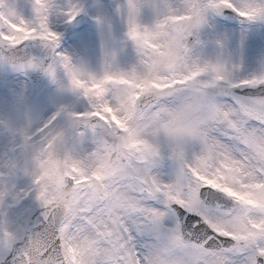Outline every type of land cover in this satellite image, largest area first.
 <instances>
[{"label":"snow or ice","instance_id":"obj_1","mask_svg":"<svg viewBox=\"0 0 264 264\" xmlns=\"http://www.w3.org/2000/svg\"><path fill=\"white\" fill-rule=\"evenodd\" d=\"M53 9L0 0V60L85 103L0 123V264H264V61L195 51L210 14L264 22V0H125L137 63L106 52L100 74L59 50Z\"/></svg>","mask_w":264,"mask_h":264},{"label":"rangeland","instance_id":"obj_2","mask_svg":"<svg viewBox=\"0 0 264 264\" xmlns=\"http://www.w3.org/2000/svg\"><path fill=\"white\" fill-rule=\"evenodd\" d=\"M14 11L25 19L32 15V0H5ZM125 0H51L54 6L49 17L50 27L63 32L67 37L60 42L59 50L70 55L73 61L87 71L100 74L104 70L105 53L116 52L117 67L131 69L137 61L126 60L124 54L135 50V46L126 39V22L121 20L117 6ZM241 2V0H238ZM256 2V0H242ZM70 7H78L85 14L86 21L75 27L67 19ZM147 22L148 14L144 16ZM96 20L97 22H93ZM220 14H210L199 33V45L195 51L204 58L216 59L222 56L237 63H242L247 71H255L264 61V22L252 23L235 21ZM105 30L110 38L109 44H99L93 36L96 29ZM107 34V36H108ZM243 37V39H242ZM221 45L223 47H221ZM100 53V54H99ZM137 56V53L135 54ZM67 82L62 73L57 74L53 82L45 73L37 84H32L18 73L5 72L0 66V123L6 120L18 122L25 114L33 123L46 121L62 106H72L83 111L85 103L66 88ZM9 138L0 129V155L9 149Z\"/></svg>","mask_w":264,"mask_h":264},{"label":"bare ground","instance_id":"obj_3","mask_svg":"<svg viewBox=\"0 0 264 264\" xmlns=\"http://www.w3.org/2000/svg\"><path fill=\"white\" fill-rule=\"evenodd\" d=\"M107 32L105 30H102V29H96L94 32H93V36L96 40H98V43L99 44H109L112 40V38H110L109 34L107 36ZM61 37V36H60ZM68 40V39H67ZM68 42V41H67ZM126 47H133L134 44L131 43V44H125ZM100 54V53H99ZM135 51L134 50H128L126 51V53L124 54V57L126 60H130L131 62L132 61H137V56L135 55Z\"/></svg>","mask_w":264,"mask_h":264},{"label":"water","instance_id":"obj_4","mask_svg":"<svg viewBox=\"0 0 264 264\" xmlns=\"http://www.w3.org/2000/svg\"><path fill=\"white\" fill-rule=\"evenodd\" d=\"M35 72H32V73H30V74H27L30 78H32V80L34 81V82H37V80H38V76H39V73L40 72H42L41 70H39V69H37V71H36V69L34 70ZM36 73V74H35Z\"/></svg>","mask_w":264,"mask_h":264}]
</instances>
